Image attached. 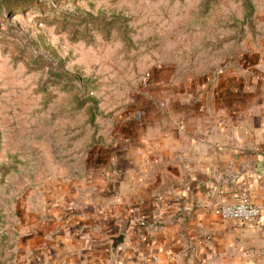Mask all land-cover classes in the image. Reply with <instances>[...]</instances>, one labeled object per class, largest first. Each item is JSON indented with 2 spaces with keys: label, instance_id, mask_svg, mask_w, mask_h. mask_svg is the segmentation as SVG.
Segmentation results:
<instances>
[{
  "label": "rangeland",
  "instance_id": "rangeland-1",
  "mask_svg": "<svg viewBox=\"0 0 264 264\" xmlns=\"http://www.w3.org/2000/svg\"><path fill=\"white\" fill-rule=\"evenodd\" d=\"M240 54L264 62V0H0V264H67L50 229L80 222L151 69Z\"/></svg>",
  "mask_w": 264,
  "mask_h": 264
},
{
  "label": "crops",
  "instance_id": "crops-1",
  "mask_svg": "<svg viewBox=\"0 0 264 264\" xmlns=\"http://www.w3.org/2000/svg\"><path fill=\"white\" fill-rule=\"evenodd\" d=\"M130 104L108 166L64 211L80 222L50 229L54 254L67 264H264L263 60L240 54L196 77L161 65ZM243 197L260 207L254 220L213 213ZM119 233L114 257L98 241Z\"/></svg>",
  "mask_w": 264,
  "mask_h": 264
},
{
  "label": "built area",
  "instance_id": "built-area-1",
  "mask_svg": "<svg viewBox=\"0 0 264 264\" xmlns=\"http://www.w3.org/2000/svg\"><path fill=\"white\" fill-rule=\"evenodd\" d=\"M260 207L243 197L232 203L218 204L213 207V213L225 220L250 222L259 216Z\"/></svg>",
  "mask_w": 264,
  "mask_h": 264
},
{
  "label": "water",
  "instance_id": "water-1",
  "mask_svg": "<svg viewBox=\"0 0 264 264\" xmlns=\"http://www.w3.org/2000/svg\"><path fill=\"white\" fill-rule=\"evenodd\" d=\"M126 239H127V236L125 233H119L117 235L102 239L98 241V243H101V244L109 243L111 253L115 257L117 255L118 249L121 248L125 244Z\"/></svg>",
  "mask_w": 264,
  "mask_h": 264
}]
</instances>
